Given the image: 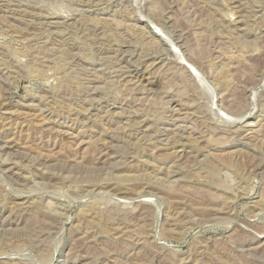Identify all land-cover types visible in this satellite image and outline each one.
Segmentation results:
<instances>
[{
    "label": "rangeland",
    "instance_id": "obj_1",
    "mask_svg": "<svg viewBox=\"0 0 264 264\" xmlns=\"http://www.w3.org/2000/svg\"><path fill=\"white\" fill-rule=\"evenodd\" d=\"M0 264H264V0H0Z\"/></svg>",
    "mask_w": 264,
    "mask_h": 264
},
{
    "label": "bare ground",
    "instance_id": "obj_2",
    "mask_svg": "<svg viewBox=\"0 0 264 264\" xmlns=\"http://www.w3.org/2000/svg\"><path fill=\"white\" fill-rule=\"evenodd\" d=\"M150 28V27H149ZM258 85V84H257ZM250 89V88H249ZM223 110V109H222ZM231 117V116H230ZM234 122V121H233Z\"/></svg>",
    "mask_w": 264,
    "mask_h": 264
}]
</instances>
